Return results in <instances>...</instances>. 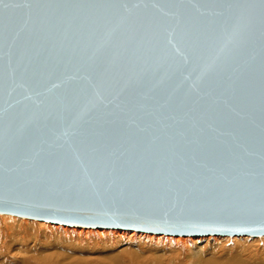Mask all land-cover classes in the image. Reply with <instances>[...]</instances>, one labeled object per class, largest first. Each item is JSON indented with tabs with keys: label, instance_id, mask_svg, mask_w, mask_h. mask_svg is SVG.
<instances>
[{
	"label": "water",
	"instance_id": "obj_1",
	"mask_svg": "<svg viewBox=\"0 0 264 264\" xmlns=\"http://www.w3.org/2000/svg\"><path fill=\"white\" fill-rule=\"evenodd\" d=\"M0 213L264 235V0H5Z\"/></svg>",
	"mask_w": 264,
	"mask_h": 264
},
{
	"label": "rangeland",
	"instance_id": "obj_2",
	"mask_svg": "<svg viewBox=\"0 0 264 264\" xmlns=\"http://www.w3.org/2000/svg\"><path fill=\"white\" fill-rule=\"evenodd\" d=\"M12 216L15 215L7 216V223L11 224V232L14 233L1 237L3 247L9 252L0 254V264H74L79 259L96 263L102 260L111 264V260L115 262L117 257L123 256L127 258L126 262L116 261L118 264H264V238L259 237L245 236L238 240L237 236L196 237L189 245H181L175 241V236H168L167 243H162L122 234L109 239L110 242L85 241L80 244L73 238L72 241L67 237L68 242L65 241L62 228L55 227L60 229L59 233L52 234L43 229V224L35 223L38 226L33 231L22 217ZM0 224H3L1 218ZM105 236L111 237L109 234ZM199 238L204 239L198 241Z\"/></svg>",
	"mask_w": 264,
	"mask_h": 264
},
{
	"label": "bare ground",
	"instance_id": "obj_3",
	"mask_svg": "<svg viewBox=\"0 0 264 264\" xmlns=\"http://www.w3.org/2000/svg\"><path fill=\"white\" fill-rule=\"evenodd\" d=\"M0 215H1L0 218L3 221V224L2 225L0 224V254H1L2 252H9V250L7 248L3 247V241H2L1 237H6L8 235H11L14 232H11L12 231V229L10 228L11 224L7 223V216L8 215H13V214L0 213ZM17 216L18 215H15V216H12V217L20 218V216H18V217ZM22 219H24V222L28 225V228L29 227L32 228L31 230H33V231H34V228L36 226H38V225H35V223H40V225L43 224V227H44L43 229L45 231H48L49 233H52V234L59 233L58 230H60V229H55V227L62 228V229H64L63 231L65 232L64 234L66 236V238H65L66 240L65 241L68 242V240H67V237H68V239L69 238L70 239L73 238V240H75V241L78 240L80 242V244H81V242H85V241H89V242H93L94 241L96 243H99L100 241L101 242H106V241L108 242L109 239L117 238V237L121 236L122 234H125V235H129L130 234L134 238L139 237V238H144V240H146V241L153 240V241H156V242L160 241L162 243H167L168 238H169L168 236H175L174 237L175 241L178 242L181 245H189L190 242L192 240L194 241L195 240L194 238H196V237H212V236L215 237V238L221 237V236H216V234H211V235H170V234L155 233L156 235H153V234H149V233H154V232H147V231H136V230H126V229H117V228H105V227L70 226V225H63V224L61 225L59 223H52V222H47V221L46 222H39L41 220L30 219V218H25V217H22ZM109 232H111V233H109ZM28 233H29V231H28ZM108 234L111 235L110 238H109V236H105V235H108ZM114 235H116V237H114ZM222 236H227L228 238L230 236H237L236 237L237 240L238 239H242V237H245V236L264 238V235H259V236H252V235H222ZM171 239H173V237H171ZM200 239H204V238H199L198 241H200ZM233 239H235V237ZM150 242H149V244H150ZM164 245H162V246H164ZM240 245H242V244H240ZM157 246H158V244H157ZM180 247H183V246H180ZM126 260H127V258L125 256H123L121 258L117 257L115 259V262H113V260H111V262H112L111 264H113V263L118 264V262H116V261H120L121 263H124V262H126ZM98 263H100V264H105V263L109 264V262H104L102 260L98 261ZM98 263H96V262H88V261H85L84 259H79V260H76L74 264H98ZM66 264H70V263L67 262Z\"/></svg>",
	"mask_w": 264,
	"mask_h": 264
},
{
	"label": "snow or ice",
	"instance_id": "obj_4",
	"mask_svg": "<svg viewBox=\"0 0 264 264\" xmlns=\"http://www.w3.org/2000/svg\"><path fill=\"white\" fill-rule=\"evenodd\" d=\"M4 3H5V0H0V5H3ZM226 46H227V42L222 44L221 47L217 50V54L223 52Z\"/></svg>",
	"mask_w": 264,
	"mask_h": 264
}]
</instances>
